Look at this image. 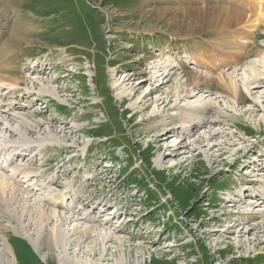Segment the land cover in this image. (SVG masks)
Listing matches in <instances>:
<instances>
[{
	"label": "rangeland",
	"instance_id": "1",
	"mask_svg": "<svg viewBox=\"0 0 264 264\" xmlns=\"http://www.w3.org/2000/svg\"><path fill=\"white\" fill-rule=\"evenodd\" d=\"M248 2L0 0V67L5 64L9 75L25 78L21 89L29 86L34 92L26 95L25 90H18L17 95L21 94L19 100L14 99L13 95L9 99L0 96V106L6 105L2 111L15 106L14 113L21 116L18 120L5 112L1 114V121L4 120L6 125L8 123L14 134L3 130L4 125L0 127V166L16 152L21 151L23 155L13 160L10 170L0 169V174L9 180L7 184L10 188L14 186L16 190L24 192L21 198L31 200L23 207V201H19V198L12 200L8 195L0 197V245L6 243L10 247L13 264H85L90 259L91 248L101 249L98 236L95 240H87L82 235L71 239L64 233L58 251L41 250L34 244L38 237L35 232L42 224L41 217L35 211L46 208L67 213V217L71 214L63 208H56L51 202H45L51 194L61 193L54 191L58 187L60 190L67 188L64 192L68 193V187H74L79 196L92 201L91 205L116 204L119 212L127 209V214H137L134 219L131 217L134 222L124 229L128 234L125 236L131 239L130 243L121 250L119 248L120 251L107 257L101 264L122 261L123 254H126L129 264H264V244L257 245L253 239L255 235L248 237L245 234V240L237 239V236L226 239L223 233L228 224L211 222L213 216L230 213L229 209L222 210L224 199H228L234 191L241 190L240 185L244 183L245 178L239 175L246 172L241 171L248 161L245 163L242 159L236 166H231L238 158L237 149L243 152L251 149V154L246 151L248 156L264 165V83L254 86L248 83L255 76L264 79V23L255 32L252 31L244 45L238 37L245 30V25L233 24L231 19L219 22L217 16L211 14L214 10L223 14L235 11L250 16L252 11L246 4ZM200 13L204 17L196 18ZM8 40L12 41V47L7 53ZM219 51L232 56L240 52L243 56L237 62L233 59L229 66L216 63L218 70L213 73L197 65V57L209 60L212 56L215 58ZM156 60H162L160 62H164V65L172 63L176 69L173 80L161 92L154 93L150 102L174 93L173 100L179 108L170 111L172 115L188 113L184 108L194 106L197 109L213 108L228 117L226 121L221 117L222 122L214 127V131H224L228 136L214 139L213 143H237L223 163L212 166L211 162L217 159L215 153L213 157L208 154L209 159H205L206 156H180L158 165V149L163 147L162 153H165L169 145L180 146L181 139L175 136L167 144H156L154 138L164 133L166 129L163 125L171 123V118H151L163 110L161 106H152L142 111L146 100L133 108L139 97L154 90L157 85L148 81L152 77L151 63ZM37 64L39 68L47 69L46 76L31 72ZM256 65L260 68L257 69ZM223 73L238 82L237 85L244 92V104H236L219 90L216 80ZM36 76L42 77L39 79L42 82L33 88L29 81ZM126 76L131 77L132 82L116 87ZM46 77L52 87H49ZM189 77L195 83L200 80V88H193L189 98L177 95L178 84L191 85ZM140 80L144 83L138 90ZM136 89L138 93L131 100L124 97ZM121 97L124 98L123 102ZM212 116H215L214 111ZM38 124L44 126L38 127ZM51 125L54 128H50ZM156 125L160 128H155ZM63 129L67 133L62 132ZM185 142L188 144L189 141ZM66 145L73 146V149L67 151ZM252 172L258 174L254 170ZM16 173L19 176L17 179L9 178ZM262 176L260 178L264 180ZM28 177H31V182L23 183ZM90 178L94 180L89 181ZM48 181H55L56 187L49 186ZM245 183H249L247 179ZM29 185L40 191L31 193ZM251 189L264 194L261 185ZM68 193L65 194L69 196ZM56 199L59 202L58 195ZM32 206L36 207L33 209ZM256 206L263 209L256 207L255 215L240 217L250 227L263 219L260 213H263L264 204L259 201ZM102 209L98 207L92 210L91 207L85 211L86 215L83 212L82 215L87 216L89 222L78 221L79 224L87 223V227L103 225L107 217H101ZM248 210L244 207L240 211ZM104 211L108 215L109 209ZM123 215L121 222L126 218ZM98 219L101 222L94 223ZM228 220L233 221L232 218ZM202 222L209 225L206 231H220L211 238L210 243L199 230ZM54 224L53 221L51 226ZM79 224L73 227L59 224L58 232L68 233ZM101 227L100 233L105 235L106 230L103 229L106 227ZM46 233L50 237L49 232ZM149 236L151 240L147 239ZM160 237L162 242L156 245ZM173 237L175 242H172ZM143 238L146 240L142 241ZM76 240L83 247H76ZM70 244L75 247L72 248ZM207 244H212L213 249L209 250ZM169 245L176 246L169 250L179 259H172L167 253L157 251ZM66 251L71 255L68 253L66 257ZM96 259L93 264H99Z\"/></svg>",
	"mask_w": 264,
	"mask_h": 264
},
{
	"label": "bare ground",
	"instance_id": "2",
	"mask_svg": "<svg viewBox=\"0 0 264 264\" xmlns=\"http://www.w3.org/2000/svg\"><path fill=\"white\" fill-rule=\"evenodd\" d=\"M246 4L249 5V8H250L249 10L252 11V14L250 16H245V15H242V14L237 13V12L235 13V11H230L228 14L217 13L215 10L213 12H211V14H213V15L215 14L217 16L216 18L218 19L219 22H222V21L227 22L229 19H231V22L233 24L234 23H237V24L245 25V30H243L239 34L240 37H238V38H240V41H243L242 44H244V45L246 44L245 43L246 40L250 39L249 35L252 33V31L255 32L256 29L259 27V25H261V24L264 23V0H249V2L246 3ZM207 12H206V14H207ZM163 14L164 13H162V15ZM202 17H204V14H201V13L198 14V16H196V18H201V19H202ZM218 29H220V28H218ZM251 41H253V40H251ZM11 42L12 41H10V40H8L6 42V47L7 48H6L5 51H7V53L10 52V49L12 47V43ZM239 46H240V44H239ZM239 46L237 45L238 48H239ZM241 55L242 54L240 52H236L234 54V56H232L231 54H228L227 53V55H226V53H223V52L219 51V52H217L216 56L214 55L215 58H212L213 56L210 57L211 59H214L213 61H211L210 58H209V60H207L206 58H201V57H197V59H195V60L197 61V65H201V66L205 67L210 73H213L214 71L218 70V69L215 68L216 63L221 62V64L223 66H229V65H231L233 59H234V62L239 61L240 58H241ZM160 61L162 62V60H156V61H153L151 63V71L152 72H151V75L150 76H152V77H149L148 78V81H151L152 84L157 83V85L154 87L155 89L152 90V91H150L149 93H146L145 95L139 97L137 99V101L135 102V104H134L135 107L133 106V108H136V106L138 107V105H140L142 102H144L146 100L145 101L146 102V106H145L144 110H142V111L145 112V110H149V108L152 107V106H155L156 108L157 107L159 108L161 106L160 108L163 110V112L156 113L151 118H161V117H163V118L164 117H170L171 118V121H172L171 123H169L167 125H163L164 128L167 130V133L165 135L164 134L157 135L154 138V142L156 144H161L163 142L167 144L173 138H175V136L177 138L181 139V142L179 143L180 146H178V145L177 146L176 145H174V146L171 145L170 146L169 145V146L166 147L165 153H162L164 151V148L163 147H160L158 149L157 152L160 155V159L158 160V165L159 166L160 165H163L164 163H166L165 161L168 160V159H170V158L173 159V158L180 157V156L188 157V156H192L193 155L196 158H201L203 156H206L205 159H209L208 154L212 155V157H213V156H215L214 155L215 153H217V155H216V158L217 159L215 160V162H213V163L211 162L212 166L213 165H216L218 163H221V162L223 163L224 158L232 152L233 147L237 146L236 145L237 143L231 144V143H226V142H223V141L221 142V144L220 143L219 144L218 143H213V140L214 139H217V138L220 139V138H222L221 136H224V135H225V137L228 136L224 131H220V132L214 131V127L216 126V124L218 125L220 122H222V121H220V118L221 117L224 118V119L225 118L228 119V117H225V115H223L222 112L217 111L216 109L214 110L213 108L201 107V109L200 108L197 109V107H194V106L193 107L186 106V108H184L185 112L187 111L188 113H183L184 111L183 112L181 111L183 114L178 113V114H180V116L172 115L170 113V111L179 108L178 107V103H174L175 102L173 100L174 99V95H173L174 93L172 95L171 94H168L167 97L166 96H165V98L163 97L164 99L161 98V99L153 100L152 102H150L151 101V98L153 97V94L154 93L161 92V90H163L168 85V83L173 80V77H174L173 72H175V69H176V66L174 64L169 63L170 65H166V64L164 65V62L162 64ZM213 65H214V67H213ZM256 68L259 69L260 66L259 65H256ZM8 70L9 69H8L7 66L5 67V64H2V66L0 67V73H4L5 74V75L4 74L3 75L0 74V96H2V98L9 99L13 95V98L14 99H17L18 98V100H19V96L21 94L20 95H17V91L18 90H23V91L25 90L26 91L25 92L26 95L31 94V93L33 94L34 93L32 91V88H30L29 86H28V88L25 87V89H23V88L21 89L22 82H24L23 79H25V78H18V77L9 75L10 73L8 74ZM178 70H180V69H178ZM263 71H264V69H263ZM33 74H35L37 76H46L47 69L46 68L45 69H41V68H39V65L37 64V66H35L33 68ZM195 75L196 74H194V76ZM41 78L42 77H37L35 79H32L31 82L29 81V85L31 84V86L33 88L37 87L36 85H38V84H40L42 82V80H39ZM47 78L48 77H46V79ZM191 78H192V76H191ZM197 79H198V76H197ZM47 80L49 82L48 85H50L49 87H52L51 86V83L49 81V78ZM205 80L206 79H204V81ZM131 82H132V78L126 76L124 78V80L121 82V84H116V87L122 86V85L127 86ZM188 82H191V85L180 86L178 84V88H176V94L177 95L178 94H182L183 97L189 98L191 96V93L194 90L193 88H198L199 86H201L198 83V82H200V80L197 83H195V81L194 80H191L190 77H189ZM143 83H144V81L143 80H140L139 81V85L137 86L138 88L137 87L136 88L139 90L141 88L140 86ZM216 83L219 86V90L222 91V93L227 94L229 98L233 99L236 102V104H238V105L239 104H242V103L244 104V102H245L244 92L237 85V83H238L237 81H235L234 79H229V75H226V73H223L222 75H219L218 79L216 80ZM248 83L250 85H253V84L260 85V84L264 83V79H262V76H255L252 80H249ZM195 84H197V85H195ZM42 88H43V86H42ZM256 88H258V87H254V89H256ZM137 89L134 90V92L132 94L127 95V96H124V97L125 98H129L131 100L138 93ZM2 92H4L3 95H2ZM169 93H171V92H169ZM42 94H44V93H42ZM23 96H25V95H23ZM23 96H22V98H23ZM149 98H150V100L148 101ZM122 99H124V98L121 97V101H122ZM4 106H6V105L3 104V106H0V127L2 125H4L5 127H4L3 130H5L6 132H8L9 134L12 135V134H14V130L11 129L10 126H8V123L6 125L5 122H4V120L1 121V118H2V115L1 114H2V112H5L9 116H11V118L13 117V119H15L16 117H17L16 119L21 118V116L19 115L20 116L19 117L18 115H16V113H14L15 111L13 109H15V106H11V107L8 106L9 109H7V111H2V108ZM194 111H196L197 114H196V112L193 113ZM212 111H214L215 116H212ZM211 117H214L215 120L214 119L211 120ZM23 118L24 117H22V119ZM225 121H226V119H225ZM41 125L44 126V124H38V127H40ZM50 128H54V126L51 125ZM155 128H157V125H156ZM158 128H160V127L158 126ZM62 132L67 133L64 129L62 130ZM65 133H63L64 136H65ZM12 137H14V136H12ZM68 141L69 140H66V142H68ZM185 141H187V142L189 141L188 144H186ZM66 142L64 144H66ZM61 144H63V143H61ZM183 144H185V145H183ZM65 149L67 151L68 150H72L73 149V146L66 145V148ZM234 151H235V149H234ZM246 151L247 152H250V154H251V149L248 148V149H246ZM246 151L244 150V152H243L242 149L241 150L240 149H237L236 155L238 156V158H236V160L234 161V163L231 166H236L238 164L239 160L244 159L245 160V163L248 161V163H246L248 165V166H246V169L248 168V171L251 170L250 167H254L253 166V163H254L255 164V167L254 168H256V169H253V170L256 171L258 174H256V173L250 174L251 176L253 175V178L254 179L251 180V181L248 180L249 183H246L245 184L246 187L244 185V187L241 188V190H239V189L237 190L236 189L237 191H234V193L231 192L232 194L230 195V197H228V200L224 202L225 205L222 207V210L223 211L224 210L227 211L226 209H229L230 210V213H228V214L225 213L221 217L220 216L219 217L218 216H213V218L211 219V222L212 223L219 222L220 225L222 223V224H225V226H226V224H228V226L226 227V230L223 233L224 234V238H226V239H228V238H230L232 236H233L232 238H234V236H237V239L238 238L239 239L240 238H244V240H245V238H246L245 237V234H247V236L248 235L249 236L250 235H255V237L253 238L254 241H255V243H257V245H262V244H264V221H263V219H264V210H263V213H260V216H262V218H263L262 219L263 222L262 221L254 222V224L251 227L248 226L249 225L248 223H244V220L243 219H240V217H243L244 215H255L254 211H256L255 209H256V207H258V206H256V204L259 201L264 204V199H263L264 198V194L263 195L255 194L254 197H252L250 194H248V190L251 189L252 187L256 186V185H261V186L264 187V180H262V178H260L262 175H264L263 174L264 172H262L264 169H263V167L257 168L256 165L259 162H253L251 160L250 156H248V153H246ZM257 161H259V160H257ZM249 164H251L252 166H249ZM258 165H260V164H258ZM9 167H12L11 166V163L10 164H7V168H9ZM23 170H25V169H23ZM241 172H243V171H241ZM13 173H14V171H13ZM21 173H22V171H21ZM260 174H261V176H260ZM257 177L260 178V179H258ZM262 177H264V176H262ZM244 180L246 181V179H244ZM7 181H9V180L8 179L6 180L5 176H3L2 174H0V197H2L3 195H5V196L8 195V196L11 197L12 200H15L16 198H19V201H23V205L22 206L23 207L26 206V204L29 203L31 200L30 199L21 198V195H24L23 194L24 192L21 193L20 191L16 190L14 188V186L10 188L8 186V184H7ZM17 185H18V183H17ZM53 185H56V182L55 181H50L49 182V186L54 187ZM240 186L242 187V184ZM60 188H61V186H60ZM232 190H234V189H232ZM39 191H40V189H37L36 192L38 193ZM32 192L33 191L31 190V193ZM72 192H74V191H69V193L68 192H64V191H61L60 194H57L58 195V198H59L58 199L59 202H56L57 195H54V194H51L50 193L51 194L49 196L50 198L45 201L46 203H50V202L53 203L56 208H63L65 210V212H68V213H71L72 214V215L70 214L71 217L70 216L67 217V213H64L63 214V213H60L58 210H55V209L47 210L46 208H42V210H39L38 209L39 211H37V212L35 211L36 215L41 217L42 224H41V227L38 226L37 231L35 232V236H38V237L36 238V240H35L36 243H34V244L35 245L37 244L36 246H38L39 249H41V250L42 249H48L49 251H55V249H57V251H58V248H60L59 247V244H60V240H62L63 233L64 234H67L68 237H71V239L74 236L81 237V235H82L87 240H95V237L98 236L99 239L98 238L97 239L101 242V244H98L97 243L98 241L96 243L98 245H101L102 247H101V249H98L96 247H93V248L90 247L91 248L90 255H88L90 259L87 260V262L85 264H93L95 258H98L96 260L97 261L99 260V264H101L103 261H106V258L107 257H110V256L114 255L115 253H117L118 251H120L121 249H123L127 244L130 243L131 239L129 240L127 238L128 236H125L127 233H125L124 229L128 225L132 224V219H130L128 222H126L125 221L126 218H124L123 219V222H121L122 215L124 214L123 213L124 210H122L124 208L123 207L121 209L122 210L121 212H118L116 215H114L111 218H109L108 220H106V222L104 221V224L103 225H100V226H97V227H92V226H88L87 227V226H85V225H87V223H86V224H84V225L81 226L78 221H80V222H82V221L89 222V221H87V217L86 216H83L82 213L85 212V211H87L88 208H90V202H84L83 201V203L80 204L78 202V199L76 200V198H74V197H77V195H71ZM253 192H256V191H253ZM65 193H68L69 196H67ZM34 194H35V192H34ZM34 196H32V197H34ZM260 196H261V198H259ZM261 199H263V200H261ZM69 201H71L70 203L72 204V206H70V207H68ZM100 206H101V204L98 203L97 206L96 207H93V208L96 209V208H98ZM32 207L34 209L36 206H32ZM244 207H247L249 209L248 212H242V211H240L241 208H244ZM260 207L261 206H259L258 208H260ZM260 209H263V208H260ZM125 210L127 211V209H125ZM140 212H137V213L140 214ZM101 214H102L101 217L106 216V211H103ZM135 215H137V214H135ZM221 218H226V219H221ZM229 218L230 219L232 218L233 221L228 220ZM53 221L55 222V224L52 227L51 224H52ZM100 222H101L100 219H98L94 223L97 224V223H100ZM189 222H191V221H189ZM59 224L65 225V226L66 225L67 226H72V225L79 224L80 226L78 225V227L76 226V228L67 231L68 233H65V232H61V231L58 232V225ZM101 226L106 227L105 229H103V230H106V234L104 233L105 235H101V233H100L101 232L100 231V227ZM205 228H208L209 229V225H205L202 222L199 225V230L202 231L201 234L203 236H205V240L208 243H210L211 238L217 236L220 233V231H218L216 229H215L216 231H206ZM20 232H24V230H20ZM46 232H49L50 237L47 235ZM146 232H147L148 235H151V232H149V231H146ZM260 235H262V238L260 237ZM123 236H125V237H123ZM221 236H222V234H221ZM79 237H78V239H79ZM146 238H143L142 241L143 240H146ZM147 239L151 240L150 236ZM223 240H225V239H223ZM233 240L234 239H232V241ZM0 241L2 242V239H0ZM79 241H81V239ZM65 242H66V239H65ZM161 242H162V238L160 237L156 241L155 244L156 245H158V244L160 245ZM74 243H75V246L76 247H79V248H81V246L83 247V245H80L81 243L78 242V240H76V242H74ZM144 243H146V242H144ZM64 244H66V243H64ZM74 247L72 246V248H74ZM170 247L176 248L175 245H172V246L169 245V246L164 247L163 249H158L157 251L160 252V253H163V254H166L167 253V255H168V253H171V251L169 249H172V248H170ZM212 247H213L212 244H209L208 245L209 250H212L213 249ZM113 248H114V251L112 250ZM119 248H120V250H119ZM167 249H168V251L166 252ZM59 250L61 251V249H59ZM69 250H71V249H69ZM82 250L83 249H81V251ZM68 251H66V257H67V255L69 253ZM79 252H80V250H79ZM125 255L123 254L122 261H117L115 264H129V262L126 260ZM2 263L3 264H10V263L13 264L14 263V259L12 258L11 251H10V247H8V245L6 243H4L3 245H0V264H2ZM76 264H81V263H76Z\"/></svg>",
	"mask_w": 264,
	"mask_h": 264
}]
</instances>
